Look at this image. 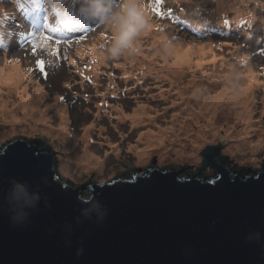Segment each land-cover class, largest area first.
I'll use <instances>...</instances> for the list:
<instances>
[{
    "label": "rangeland",
    "instance_id": "374dc122",
    "mask_svg": "<svg viewBox=\"0 0 264 264\" xmlns=\"http://www.w3.org/2000/svg\"><path fill=\"white\" fill-rule=\"evenodd\" d=\"M84 1L94 10L95 27L89 28L84 20L80 21L79 31L86 29V38L81 42L78 38L84 35L80 34L72 39L76 42L59 46L61 55L65 48L68 49L67 60H57L49 53L50 45L44 44L38 45L36 58L31 50L18 52L13 49L18 48V32L11 35L13 44L4 40L10 48H5V43L0 41V66L14 62L13 56H17L20 67L30 70L28 65L33 66L35 60L47 58L46 75L31 69L23 83L29 90L41 84L44 100L40 109L44 114L39 115L37 107L30 111L36 113L38 119L47 116L50 124L42 129V120L34 125L32 120L21 118L23 110L14 109L19 117L8 123L0 121V148L19 137H24L26 145L31 137L39 139L38 144L46 145L54 159L59 179L72 187L78 182L129 177L140 173L142 168H149L150 164L165 170L184 168L180 175H193L203 159L199 150L217 143L222 145L218 154L228 160L224 163L231 173L251 175V171L264 170V136L260 143H254L252 151L249 148L231 149L236 143L231 135L240 127V122L245 121L253 140L259 138V133L264 135V0H168L165 6L162 5L161 16H155L148 7L149 2L143 0L144 16L136 17L137 27L126 30L131 34H137L136 29L144 32L137 38L136 47L142 50V68L147 70L143 73L136 70L132 58L122 54L121 43L117 42L112 30L119 18L129 19L130 0ZM177 3L186 10L173 8ZM68 4L65 1L60 7ZM47 5L48 13V2ZM146 16L152 22L149 29L140 20ZM182 17L187 18L188 27L192 26L202 35L196 36L190 31L181 33L178 19ZM148 31L156 32V35L163 31V37L157 35L161 43L176 38L192 44L208 40L210 50L181 75L169 73L176 63L171 61L166 50H160L157 43H152V33ZM92 47L102 56L103 63L93 78L87 75L88 80H85L82 72L92 56ZM191 58L195 63L196 57ZM230 68L234 70L231 75L225 71ZM250 81H255V85H249ZM0 97L4 99V95ZM209 100L218 106L213 113L206 114L204 109ZM47 101L65 107L66 128H59L62 134L55 131L58 130L56 106L44 105ZM100 105L106 108L105 111ZM48 107L51 108L49 111ZM230 108L239 112V120L228 116ZM118 110L123 112L122 120L117 119ZM4 111L2 108L0 115ZM134 111L139 112L133 116L140 118L138 123L129 121ZM29 113L27 110L24 114ZM174 121L184 128L179 125L173 128ZM213 127L211 135L209 132ZM147 131L161 132L160 141L155 145L146 142ZM203 132L201 141H197ZM58 136L61 139L58 140ZM245 136L239 135L238 142L243 144L242 137ZM85 148L100 156L102 167L84 170L75 164L77 155ZM141 148L148 152L146 158L139 161L135 152Z\"/></svg>",
    "mask_w": 264,
    "mask_h": 264
},
{
    "label": "water",
    "instance_id": "95a60500",
    "mask_svg": "<svg viewBox=\"0 0 264 264\" xmlns=\"http://www.w3.org/2000/svg\"><path fill=\"white\" fill-rule=\"evenodd\" d=\"M34 140L0 148V264H264V172L232 174L221 144L187 179L150 164L72 187Z\"/></svg>",
    "mask_w": 264,
    "mask_h": 264
},
{
    "label": "bare ground",
    "instance_id": "6f19581e",
    "mask_svg": "<svg viewBox=\"0 0 264 264\" xmlns=\"http://www.w3.org/2000/svg\"><path fill=\"white\" fill-rule=\"evenodd\" d=\"M68 1V0H67ZM150 4V1H148ZM145 5V2L143 0H130L129 4V9H130V15L129 19L123 20V19H118L116 21V24L113 27V33L115 35V39L118 40L122 39V43L120 45V50L122 54L126 55L127 57L132 58L135 61L136 64V70H139L141 73L147 71L146 69L143 70L142 65H144V58L143 55H141L142 50L141 49H136L138 47V40L137 38H140L139 35L143 34V30L136 29L137 34H131L127 33L126 30L128 29L131 31L132 29L130 27H137V24L135 22L136 17H143L145 14V10H142V7ZM69 6V4L67 5ZM240 11L244 13V9L241 8ZM148 15V13H147ZM140 20L144 21V27L149 29L150 26L152 25V22L148 20L147 16L146 18H142ZM187 21V20H186ZM192 28V26H190ZM152 33V43L158 44L159 49L166 50L167 54L170 55L171 61L173 63H176L172 69L169 70V73H176L177 75H181L184 73V69H187V67L190 69L191 64L197 63L198 60L202 59L206 54H208V51L210 50L209 46V41H205L202 44H192L190 42H184L182 38H176V39H170L165 41L164 43H161L157 35H160V37H163V31H158L157 35L156 32H149ZM165 39V38H164ZM211 43V41H210ZM92 56L90 59L87 61L86 64V69L84 72H82V75L84 76H91L93 77L94 74H97L100 68V65L103 63V58L101 55L96 54L94 52V48L92 47L90 49ZM196 57L195 58V63L192 61L193 59L191 57ZM192 59V60H191ZM14 62H8L4 63L2 66H0V95H4V99H1L0 97V112L1 109L4 108L5 111L2 112V115H0V121L3 122H12L15 118L19 117L14 113V109H20L23 110L24 113L28 110L30 113L29 114H22L21 118H23L25 121L27 120H32V123L36 125L37 121L42 120L41 122V128L45 129L46 127H50V124L48 123V117L43 115L40 116L39 119L36 118L37 114L33 113L30 111L34 107H37L39 110V115H41V109H40V104H42L44 100V94L40 89H43L41 84L35 85L33 90H29L23 82L25 81V77L27 78L29 76L28 71L26 70L25 67H20L19 63L17 62L18 60L14 59ZM72 61V59H71ZM73 62V61H72ZM185 66V67H182ZM132 72V70H130ZM226 72L231 75L233 73V68L230 69H225ZM128 78V75L126 76V79ZM249 85L254 86L255 81H250ZM247 88V86H246ZM226 92V90H224ZM228 98H225L227 100ZM15 105V106H12ZM44 105L50 106L51 108H55L56 106V113H55V123L58 127V130H55L56 132H59V134H62L61 129L66 128V117H65V107L61 105H56V103L53 102H45ZM60 108L57 110V107ZM217 104L213 103L212 101H208L207 106L205 107L204 111H207L206 114L208 113H213L214 110L217 108ZM100 107L105 111V107L100 105ZM211 107V109H209ZM48 107V111L51 109ZM119 114V117L117 119L122 120L123 117V112H120L119 110L117 111ZM139 113L138 111H134L133 114H131L130 117V123H138L140 122V118H134L133 116L139 115L136 114ZM44 114V113H43ZM230 115L228 116H233L235 120H239V112H237L235 109L230 108ZM145 120V118H144ZM171 123V122H170ZM217 124V122H214ZM245 121L240 122V127L237 128L235 131L232 132V137L235 138L234 146L231 147L232 150H240V149H246L249 148L250 151L253 150V145L254 143L257 144V142H261L263 139V136L261 133L258 139L253 140L252 137L249 136V128L247 127L246 124H244ZM179 125L177 121L173 122V128ZM181 128H184V126L179 125ZM214 127L212 131L209 133H212L213 135L214 132ZM229 127L226 128L228 130ZM205 132V131H204ZM204 132L202 135H198L196 138L197 141H201V138L204 136ZM173 133V132H172ZM247 135L245 137H242L244 140L243 144L239 143L237 139H239V135ZM162 137V133H154V132H149L147 131V135H145V141L149 142L152 145H155L157 142L160 141ZM58 140L61 139V137H56ZM257 141V142H256ZM233 142V143H234ZM146 148V146H145ZM145 148H141L135 152L136 156L138 157L139 161L142 159L146 158L147 150ZM86 149V148H85ZM83 150L80 154L77 155V158L75 160V164L77 166L82 167V169L87 170V169H93L97 166L102 167L103 161L100 160V156L97 154H94L93 152H90L89 150ZM180 149L178 148V152Z\"/></svg>",
    "mask_w": 264,
    "mask_h": 264
},
{
    "label": "snow or ice",
    "instance_id": "6c2138e0",
    "mask_svg": "<svg viewBox=\"0 0 264 264\" xmlns=\"http://www.w3.org/2000/svg\"><path fill=\"white\" fill-rule=\"evenodd\" d=\"M164 3V0H151V3L148 5V7L151 9L152 13L155 16H161L163 15L162 5ZM86 38V34L84 36L79 37L78 39L82 42ZM76 42L75 40H60L57 39L51 35H48L46 33H40L38 36L33 38L30 41L31 49L33 54L35 55L37 51L39 50L38 45L44 44V45H50L49 53L52 56H55L57 60H67L68 56V49H64V54L61 55L60 52V45H69ZM46 61L43 59H38L35 61L36 65V71L39 72L41 75H46V68H45ZM31 71V69L29 70ZM85 80H88V77H84ZM62 99V98H61Z\"/></svg>",
    "mask_w": 264,
    "mask_h": 264
},
{
    "label": "clouds",
    "instance_id": "9594fccd",
    "mask_svg": "<svg viewBox=\"0 0 264 264\" xmlns=\"http://www.w3.org/2000/svg\"><path fill=\"white\" fill-rule=\"evenodd\" d=\"M117 42H118V43H122L123 41H122V39H119V38H118V41H117Z\"/></svg>",
    "mask_w": 264,
    "mask_h": 264
}]
</instances>
